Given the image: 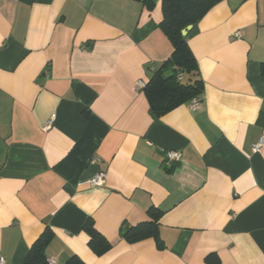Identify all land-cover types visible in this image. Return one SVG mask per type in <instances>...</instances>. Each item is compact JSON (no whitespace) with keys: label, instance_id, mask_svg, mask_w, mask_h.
Returning <instances> with one entry per match:
<instances>
[{"label":"crops","instance_id":"crops-1","mask_svg":"<svg viewBox=\"0 0 264 264\" xmlns=\"http://www.w3.org/2000/svg\"><path fill=\"white\" fill-rule=\"evenodd\" d=\"M153 2L0 0L4 264L45 231L58 264H264V146L251 148L264 138V0H221L191 27L200 106L161 117L143 88L173 47ZM167 150L182 154L171 169ZM100 171L105 185L89 186ZM150 211L158 239L125 241ZM87 221L111 245L101 256Z\"/></svg>","mask_w":264,"mask_h":264},{"label":"trees","instance_id":"trees-1","mask_svg":"<svg viewBox=\"0 0 264 264\" xmlns=\"http://www.w3.org/2000/svg\"><path fill=\"white\" fill-rule=\"evenodd\" d=\"M221 0H161L163 19L160 28L172 44L171 56L157 67L143 91L151 112L161 117L172 109L200 98L203 91L202 80L199 77L196 59L188 46L187 36L181 31L187 26L195 27L204 14ZM144 5L151 9L153 0H143ZM264 73V63L262 64ZM148 221L136 226L124 225L121 237L129 243L153 237L158 239L159 212L150 211ZM89 235V246L96 256H101L111 249L106 239L95 230L92 223L84 225ZM51 238L49 232H44L30 247L23 264H48L45 247ZM64 264H84L77 258H72Z\"/></svg>","mask_w":264,"mask_h":264},{"label":"built area","instance_id":"built-area-1","mask_svg":"<svg viewBox=\"0 0 264 264\" xmlns=\"http://www.w3.org/2000/svg\"><path fill=\"white\" fill-rule=\"evenodd\" d=\"M236 38L240 37V32H236L234 33V35ZM200 106V100L198 98H193L190 102V108L195 110L197 108H199ZM50 125V122L47 123V125L45 126L44 129L48 128ZM264 146V138H260L256 143H254L252 145V152L256 153L259 152ZM182 154L179 151H170L167 150L165 151V160H164V166L167 169H171L173 166L174 162H177L181 159ZM99 162L97 159H93L91 161V163H96ZM105 181H106V175L104 172H97L96 174H94L92 177H90L89 179L86 180V183L91 186V187H102L105 185ZM48 264H58L57 260L55 259H48L47 260ZM0 264H4V261L2 259H0Z\"/></svg>","mask_w":264,"mask_h":264},{"label":"water","instance_id":"water-1","mask_svg":"<svg viewBox=\"0 0 264 264\" xmlns=\"http://www.w3.org/2000/svg\"><path fill=\"white\" fill-rule=\"evenodd\" d=\"M191 27H192V26H187L185 29H183V30L181 31V34L185 36V35L188 33V31L191 29Z\"/></svg>","mask_w":264,"mask_h":264}]
</instances>
